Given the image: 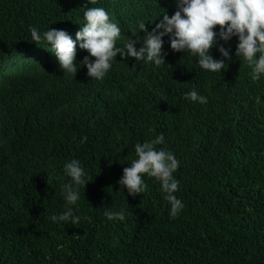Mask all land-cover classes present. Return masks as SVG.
I'll return each mask as SVG.
<instances>
[{
	"label": "trees",
	"instance_id": "16d2710c",
	"mask_svg": "<svg viewBox=\"0 0 264 264\" xmlns=\"http://www.w3.org/2000/svg\"><path fill=\"white\" fill-rule=\"evenodd\" d=\"M85 4L0 0V264H264V77L235 57V38L232 60L213 73L173 51L167 36L160 67L118 53L103 80L83 65L64 74L29 29H64L75 40ZM88 6L108 12L123 46L143 35L138 22L150 29L163 11L171 16L176 0ZM85 55L77 46L78 66ZM193 86L207 103L183 98ZM159 134L157 147L179 161L175 195L184 207L175 219L154 178L145 175L147 189L135 197L117 183L134 145ZM71 159L90 181L73 206L80 223L58 224L49 216L64 210ZM120 208L124 222L103 215Z\"/></svg>",
	"mask_w": 264,
	"mask_h": 264
},
{
	"label": "clouds",
	"instance_id": "9594fccd",
	"mask_svg": "<svg viewBox=\"0 0 264 264\" xmlns=\"http://www.w3.org/2000/svg\"><path fill=\"white\" fill-rule=\"evenodd\" d=\"M96 2L87 0V4L83 5L84 23L75 33V40L64 29L48 27L40 31L34 26L29 29L32 42H47L64 74L74 77L83 65L91 79L103 80L118 53L122 59L134 58L135 61L160 67L166 63L163 38L167 36L173 51L189 53L199 68L213 73L222 72L225 64L232 60L229 42L235 38V57L246 62L254 79L264 77V0H176V10L171 16L163 11L154 20L159 18L158 22L150 29L145 22H138V29L143 30V35L140 38L134 35L135 39L129 36L123 46H117L121 29L110 19L108 12L103 7L88 6ZM216 26L219 28L216 29ZM77 46L87 52L79 60V66L76 63ZM213 49L218 52V57H214ZM183 98L200 104L207 103V97L200 94L195 86L183 93ZM85 141L86 137H82L81 143ZM163 143V134L136 143V158L122 169L117 183L122 194L126 189L127 195L135 197L147 189L144 176L154 178L170 205L169 217L175 219L184 207L181 199L175 195L179 190V180L173 174L179 167V161L171 150L157 147ZM63 174L68 178L61 184L65 207L60 214H52L49 219L58 224L76 225L82 217L74 214L73 206L81 198L80 189H85L90 180L78 159L65 162ZM126 211L125 208L105 209L103 215L109 221L124 222ZM83 219L90 221L91 217Z\"/></svg>",
	"mask_w": 264,
	"mask_h": 264
}]
</instances>
